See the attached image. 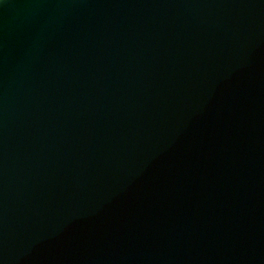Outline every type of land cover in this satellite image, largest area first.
<instances>
[{
	"label": "water",
	"instance_id": "1",
	"mask_svg": "<svg viewBox=\"0 0 264 264\" xmlns=\"http://www.w3.org/2000/svg\"><path fill=\"white\" fill-rule=\"evenodd\" d=\"M0 264H264V0H0Z\"/></svg>",
	"mask_w": 264,
	"mask_h": 264
}]
</instances>
